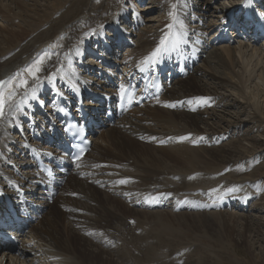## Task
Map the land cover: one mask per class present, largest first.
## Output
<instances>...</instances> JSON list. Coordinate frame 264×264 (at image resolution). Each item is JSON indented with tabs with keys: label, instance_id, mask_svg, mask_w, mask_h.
<instances>
[{
	"label": "bare ground",
	"instance_id": "obj_1",
	"mask_svg": "<svg viewBox=\"0 0 264 264\" xmlns=\"http://www.w3.org/2000/svg\"><path fill=\"white\" fill-rule=\"evenodd\" d=\"M89 1L81 8L79 6L75 8L74 3L77 4V0L75 2L74 0H68L66 8L69 7V9L66 15L64 14L60 18L52 20L47 18L43 21L38 20L34 26L27 24L26 28L15 29V31L7 28L13 23L14 18L0 14V18L4 19L8 24L7 26H0V33H5L3 36L0 34V37H2L0 39V80L7 82L3 87H0V92L7 94L15 90L17 93L12 107L9 108L6 105V114L0 119V168L5 169L6 172L13 173L12 169H7L5 166V160L8 161L10 156V154H7V151H10L7 143L11 138L8 133L14 132L12 130L13 127L17 128L18 126L22 129L24 125V121L19 122L16 118L19 109L29 108L26 116L28 117L29 125H33L34 113L40 112L35 105L42 104L44 107L43 100L47 95L41 96V94L46 93L50 88V79L57 77L60 67L48 77L47 81L38 82L29 94L25 95L23 91L36 80L52 71L60 60V65L64 64V68L66 67V59L65 57L61 58V52L66 54L67 51H70L71 55L78 54V50L73 49L75 42H69L58 48L64 36L60 38L57 34L59 32H64L65 35L69 33L79 23L82 15L95 7V4L92 3L93 0ZM187 1L176 0L175 8H173L172 0H151L150 4H153V7L146 5L144 8H139V11L148 12V14L143 18L144 22L140 24L136 39L130 40L133 42L130 55L122 57L123 64L120 65L123 71L126 69L127 74L131 71L138 73L141 70H145L152 61L160 65L178 62L180 67H184V62L192 59V56L198 58L196 51L201 50L204 52L205 47L197 43V38L199 39L198 35L202 36V34H205V39L213 40L211 36L208 37L203 31L215 27L214 18L216 15L205 13L202 7L205 0H189L191 6H188ZM238 1L220 0L218 1L220 4L216 3L217 5H215L217 11H222L219 16L221 24L219 26L225 23L224 31L227 28L236 30V38L230 36L216 37L215 39L224 37L228 43L220 45V47H214L209 52H204L206 57L201 58L200 64L195 63L192 69L188 68L187 73L185 69H177L173 79L164 84L159 94L152 95L150 93L148 98L137 101L135 106L128 109L123 108L121 111H116L113 107L116 101V98L113 97L115 93L107 96L108 101H110L109 106L112 104L111 113L116 119H114L111 129L107 126L102 133L97 134L93 138V147L90 149V152L92 150L93 152L91 155L84 157V164L89 165L84 167L87 177L78 179L75 176H70L56 198V205L61 206L62 210L55 207L53 209L55 214H53L51 212L52 207L47 205L43 220H39L35 225L32 224L29 231L30 237L17 245L14 250L18 254L11 253V255H6L4 258H2L4 254H0V264H117L116 262L113 263V256L100 243L113 238L121 239V243L125 245L117 250L116 254L114 253L121 264H182L185 261L189 262L192 254L201 250V247L195 246L192 250L188 247L181 251L184 249L182 246H186L183 241L188 237L187 231L182 227L187 225L194 229L199 226L209 229L217 219L214 216L220 215L221 217L225 210L207 212L205 208H199L197 205V198L198 196H204L203 190L205 187L222 184L219 182L221 179L217 172L218 170L226 168L229 176L234 178L233 181L230 179L229 184L223 185L226 186L224 189H227L232 183H240V180L246 179V181H249L247 182L249 189H257L259 193L263 191V187L259 186L256 178L264 176V174L259 173L264 167V159L259 166L250 170L249 176H240L244 170H239V166L245 158H249L247 155H261L258 149L262 148L264 150V141L261 142L260 136L249 134L252 131L258 132L263 125L260 122L261 119H259L262 116L255 110L251 111V105L254 106L251 100L255 98L256 94L248 95V87L246 85L247 81L253 80L254 82L255 80L254 85L264 90V30L262 26L260 27V32L256 30L248 21L243 19L241 12L240 14H233L232 17L226 12V10L232 11ZM252 1H255L253 7L256 9L257 4L261 0ZM119 4H115L114 8L117 9ZM195 4L199 9H197ZM157 7H161V10L165 9V12L154 16L151 12ZM190 9H193L191 12L194 14L189 13ZM125 10L118 11L111 18H105L96 24L93 29L86 32L83 31L82 38L78 43L80 49L93 51L95 45L91 46L90 44L99 43L97 49L99 51L104 47L105 43L108 46L107 48L112 50L113 44H117V37L114 33L121 37L124 33L119 25L121 20H123V27L127 28V26H124L127 24L124 21L126 18ZM254 11H256L258 16H256L257 14H252V24L257 20L256 17L264 24V13L262 10L256 9ZM170 13L171 15L167 19L165 16ZM227 14L228 16H226ZM153 16L158 20L155 25L152 22L155 21ZM193 16H197L201 20L199 21L200 24L189 26L187 19ZM105 24H109L111 26L110 29L115 31H110L106 29L107 27L101 28ZM186 28L190 33L187 32ZM240 29H244V33ZM93 39L94 41H92ZM161 40L165 41L163 45L160 43ZM53 44L56 51H53ZM191 44L196 50H191L192 54L189 52ZM157 48H160L161 51L157 56L149 60V54H152ZM52 51L54 53L51 55L57 56L56 63L52 67L49 65L44 66L43 71L37 74L38 79H29L26 88L20 89L14 86L18 82L17 78L21 76V73L27 74L25 69L29 65L37 61L42 54L48 53L50 55L49 52ZM106 53L108 52L104 49L103 54L105 55ZM131 57H133L132 60ZM146 60L148 62L145 64ZM106 65L107 67L110 66V69H107ZM106 65L107 71H102V73L105 72V75L102 74L101 78L107 83L110 82L108 79L111 80V83H114L115 76L113 74L116 72L112 73V71L115 70V65L112 66L114 67L113 69H111L108 61ZM235 67H238L239 71H235ZM15 70H17L16 75L9 76ZM181 71L183 73H180ZM60 73L63 74L64 69ZM13 77H16V79L13 80ZM58 81L66 92L69 87L78 88L72 79L69 80L64 75ZM82 86L87 88L84 84ZM240 87H243V89ZM222 100H226L228 103L223 104ZM103 104H106V102L103 101ZM170 104L175 106L169 107L168 105ZM214 104L215 106H213ZM216 107L219 109L215 110ZM255 107L258 106L255 105ZM176 110L183 111L176 112ZM201 110L206 111L200 112ZM85 112H88L87 109H85ZM242 113L246 114L245 117H241ZM203 114L206 115L205 118L202 117ZM100 118L104 120L103 117ZM102 120L98 123L99 126L103 123ZM149 121L153 122L154 126L150 125ZM199 123L204 126L199 125ZM39 125H37V128L30 129L32 135H35L37 140H39V143L33 142L35 145L31 143V146H34L38 153L44 156L43 150H40V148L47 149L46 143H48L51 145L48 150L51 154H54L57 142H52L49 137L45 144L39 147L42 135L45 136V133L49 134V136L51 135L47 130L41 129ZM57 126L58 123L53 121L52 130L57 129ZM118 126H121V128H118ZM244 126H247L248 131L241 134L245 136L243 139L251 145L250 147H245L242 141L236 138L226 142V144H219L225 138L224 134H228L227 137H230L236 127L240 130L239 128L244 129ZM250 127L252 131H250ZM155 129H157V132H155ZM238 130L236 129L237 132ZM58 133H55L57 139L54 136L53 138L62 140L59 139L60 135ZM14 136H17V134L15 133ZM181 137H185V139H180ZM25 140L27 142V139ZM162 140L172 143L170 150H168L170 147L165 148L157 145ZM146 144H151L153 147ZM133 145L140 147V153L147 154L150 158V166L145 165L144 162L136 157H120L118 154L112 153L116 151L124 155L122 149ZM26 147L27 143L21 144L20 151L18 150L19 153L25 156L23 161L13 160L11 156L10 162L12 165L21 163V168L26 169L28 165L27 170L30 171L27 174L15 176V178L26 188L31 189L34 185L30 182L37 179V177L36 169L32 166L31 153H27ZM155 152H159V155H155ZM99 164H104L105 166L96 168ZM166 164L170 165L166 166ZM116 165L120 166L121 169L116 167ZM92 166H95V169L93 168L92 170ZM156 166H159V169ZM164 169L165 172H163ZM172 171L174 173H171ZM193 171L197 174H194ZM205 171L210 172L207 173ZM239 176L240 178H238ZM166 177L173 178L175 182L166 180ZM127 178L129 182L126 185H122L121 181L126 182ZM89 179L106 187L102 189L104 197L101 200L96 197L97 190L87 183ZM232 186L234 185L232 184ZM3 187L5 186L3 185ZM91 187L92 192L89 196L88 191H91ZM217 188L215 189V194L219 191L220 194L227 192ZM110 189L121 196L124 195V199L125 194L128 193L130 195L128 204L134 203L133 205L139 208H127V204L117 199L118 197ZM40 191L41 189H35L31 194L32 197H35ZM108 191L112 194H109ZM67 193H76L78 198L72 199L63 196V194ZM247 193L249 194L250 192L246 191L239 197L241 203L238 204L243 207L245 206L244 203L250 201L251 207L249 209L257 208L264 211V193L260 197L261 201H257V199L253 201V197H250ZM181 194L189 195L185 199L186 201L181 200L183 199ZM108 196L114 198H109ZM150 196L156 200L152 201L159 207L172 208L174 206L178 211L171 213L167 210H163L164 212L151 211L152 209L149 206ZM80 197L95 203L94 210L91 211L90 216L83 218L82 214L63 211V209H79L83 212L85 208L81 206L80 200L78 201ZM216 200L217 202L211 204V206L219 207L220 205H225V203L221 202L225 200L224 197L221 198V201L220 199ZM200 202H202L201 199ZM109 204L115 209L116 206L122 209L123 213H118L122 216L116 218L115 213L107 207ZM97 205L100 210H97ZM242 209L239 208L238 210ZM149 213H152L153 216L147 217ZM231 213L233 214V212ZM235 214H237L242 227V239L239 238L241 242L245 244L247 233H254L256 238L261 236L259 227L260 225L264 227V217L242 212L238 214L237 211L236 213L234 212V216ZM48 215H51V218H48ZM141 216L146 217L142 218ZM225 220L222 219L223 222ZM128 221L129 224L127 223ZM10 227L7 226L6 228L8 233L10 232ZM135 229L137 233H135ZM12 234L16 236L18 233L13 232ZM127 235H129V240L124 241ZM141 238H144L145 244L137 246V240ZM91 239L98 240V242H93ZM77 240L88 241V249L83 248L82 252L79 253ZM222 251L225 250L223 249ZM166 252L167 256H165ZM103 253L109 259H106V256L102 257ZM224 259L227 260V257ZM243 261L245 263L252 262L251 259L250 261L243 259Z\"/></svg>",
	"mask_w": 264,
	"mask_h": 264
},
{
	"label": "rangeland",
	"instance_id": "obj_2",
	"mask_svg": "<svg viewBox=\"0 0 264 264\" xmlns=\"http://www.w3.org/2000/svg\"><path fill=\"white\" fill-rule=\"evenodd\" d=\"M67 1L68 0H0V2H1L0 3V14L1 15H7V17L10 16V17L14 18L13 23H11V25H9L7 28L15 31V29L16 30H20V29L26 28L27 24L30 25V26H34L37 23L38 20H42L43 21L45 18H47L48 20H52L54 18H60L64 14L66 15V13H67V11L69 9V7L66 8ZM75 1L76 0H74V2ZM88 1L89 0H83V1L82 0H77V4L74 3V7L76 8L77 6H79V8H81ZM175 1L176 0H172V7L173 8H175ZM199 1H203V0H199ZM218 1H220V0H218ZM218 1L217 0H208V1L205 0V1H203L204 5L202 7H203V10L205 11V13H208L210 15L211 14H213V15L215 14L216 15L215 18H214V24H215L214 26L215 27L203 31L204 33L207 34L208 37L211 36V39H213V40L209 41V40L205 39V34H202V36L198 35L199 39L197 38V43L200 46L205 47L204 48V52H209L214 47H220V45H225V43H228L227 40L224 37H222L221 39H215L218 36H220V37L221 36H227V37L230 36L232 38H236V33H237L236 30H234L232 28H227L226 31L223 30V32H222V27H217V26L221 25L219 16H220V14H222L221 10L217 11L215 9V5H217L216 3H218ZM229 1L236 2V0H229ZM150 2H151V0H141V1H139V0H93L92 3L95 4L94 5L95 7H93V9L91 11H89L88 13L83 14L82 18L79 21V23L77 25H75L69 31V33H67L65 35L64 32H59L57 34V36H59L60 38H62L64 36L61 39V42H60L58 48L61 45H65V44H67L69 42H75L74 46H73V49H77L78 50V54L71 55L70 51L69 52L67 51L66 54L61 52V54H60L61 58L65 57V59H66V67L64 68V64L60 65V61H61L60 60L59 63H57V66H55L52 71H50L49 73H47L45 76L41 77L40 79L36 80L31 86L27 87L23 91V93H25V95H27V94H29L31 92L33 87L38 82L47 81L48 77L54 71H56V69L58 67H60V68H59L58 73H57V82H58V79L63 78V75H64L65 78H67L69 80L72 79L73 82H75L77 86H82L83 84L86 85L87 88L91 92L92 91L94 92V94L106 95V98H107L108 95H111L112 93H115V89L114 88L120 85V81H119L118 85H116L117 81L119 80L118 79L119 78V74L121 72H123V70L121 68V65H120V64H123L122 63V57H124V55H130V49H132V46H133V42H131L130 40L136 39L137 33L139 32L140 24L144 22L143 18L148 14V12L139 11V8H144V6H146V5L147 6L151 5L150 7H153L154 5L150 4ZM118 3H120L118 5V8L117 9L114 8V5L118 4ZM187 3H188V6H191V3L189 2V0L187 1ZM218 4H220V3H218ZM127 5H129V6H127ZM257 5H258V6H256L257 10L259 9L260 11L261 10L264 11V7H263L264 6V0H261L260 3L257 4ZM125 6H127V7H125ZM195 6L197 7L196 4H195ZM125 8H126V10H125ZM197 9H199V8L197 7ZM124 10L126 11V18L124 19V21H126V23H127L124 26H127V28L123 27V24H122L123 20H121V21L119 20L120 21L119 25L121 26L122 31L124 33H123L122 37L117 35L116 33H114L116 35V37H117L116 38L117 44H113L112 50L107 48L108 46L106 47L105 43H104L105 48L103 47L99 51H97L98 47L96 49H94L93 51H91V50L87 51V50L80 49L78 43H79V41L82 38V34H83L82 32L83 31L86 32L87 30L93 29L96 24H98L99 22H101L105 18H111L118 11L121 12V11H124ZM186 11H187V9H186ZM191 11H193V9H190L189 13H192ZM164 12H165V9L161 10V7L160 8L157 7V8L153 9L151 14H153L155 16V14L157 15V14L164 13ZM226 12L228 14H230L231 11L226 10ZM192 14H194V13H192ZM228 14L226 16H228ZM154 16H153V18H154ZM169 16H170V14L166 15L165 17L168 19ZM241 16H242V14H241ZM248 16L252 19V14L251 13H249ZM205 20H206V18H205ZM257 20H259V22L256 24L255 28H256V30H259V32H260V30H261L260 27L261 26H262V29L264 30V24H262L263 22H261L259 18H257ZM195 21H197V22H195ZM199 21H201V20H199L197 18V16H193L192 18L187 19V22H189V26L193 25V24H197V23L200 24ZM130 22H132L131 26H130ZM152 22L154 23V25L157 24V22H158L157 18L155 19V21H152ZM7 25L8 24L6 23V21L4 19L0 18V26H7ZM105 27H107L106 29H108L110 31H112V30L115 31L114 29H112V30L110 29L111 26L109 24H105L101 28H105ZM186 30H187L188 33H190L187 28H186ZM240 30H241L242 33H244V29H240ZM220 31H221V33H220ZM0 34H2V36H3V34H5V33L2 32ZM0 39H2V37H0ZM150 39H151V37H150ZM92 41H94V39ZM90 45L93 46L95 44L91 43ZM192 45L193 44H191V46ZM52 47H54V44L52 45ZM104 49L108 52L105 55L103 54V50ZM53 51H56L55 47H54ZM53 51L49 52L50 55H48L44 59V62L41 64V71L39 73H41L43 71L44 66L49 65L50 67H52L56 63L57 56L54 57V55H51V54L54 53ZM194 51H196L195 48H194ZM199 51H200V54H199ZM96 52L99 55L102 54L101 56L103 58H101V60H94V57H93L92 54L96 53ZM196 52H197V57H198V61L196 63L200 64L201 63V58H205L206 55L201 50H198ZM150 56H151V54H149V57ZM132 59H133V57H131V60ZM199 59H200V61H199ZM107 61L110 63L111 69L114 68V67H112L114 65H115V68L117 66H118L117 68H119V69H116V70L112 71V73L116 72L115 74H113L115 76L114 83H111V81L109 83H107V82L103 81L102 78H101L102 71L106 72L107 71L106 68L110 69V66L107 67V65H106ZM190 61H192V59L186 60L184 62V67ZM147 62L148 61L146 60L145 64ZM104 64L106 65V68H105ZM63 69H64V73L62 74V73H60V71L63 70ZM185 70H186V73H187L188 72V68L185 69ZM15 71L13 73H10L9 76H11L13 74L16 75L17 70H15ZM94 71H95V73H94ZM235 71H239V68L235 67ZM39 73H37V74H39ZM126 77H127V75H126ZM17 79H18V81L20 79H27V80L30 79V80H32L33 77L31 75H29L28 73L26 75L21 73V76L19 78H17ZM17 83L18 82H16L14 84L15 87H16ZM254 83H255V80H254V82H253V80H249V81L246 82V85L248 87L247 93L250 96L252 94H254V95L256 94L257 95V96L253 95L255 97L254 98L255 100L254 99L251 100L253 105H254V106H252L250 104L251 108H252L251 111L255 110V111L258 112V114L260 116H262L259 119H261L260 122L262 123L263 126L261 127V129H259L258 132H253L252 128L250 127L251 128L250 131H252V132H250L249 134L250 135H256L257 137L260 136L259 138H260V140L262 142V141H264V98H263L264 97V93H263L264 90H262L261 87H257L256 85H254ZM47 84H49V83H47ZM240 88L243 89V87H240ZM157 97H160V96H157ZM243 100H245V99L243 98ZM222 103L223 104H227L228 102L226 100H222ZM46 104H47V101H44V105H46ZM255 105H257L258 107H255ZM35 106L38 107L40 112H38L36 114L34 113L35 118H34L33 125H29L28 117L26 116V114L29 112V108L28 107H24L22 109H19L18 115H16V118H17V120L19 122L20 121H24V123H23L24 125L22 126V129L17 126V128H19V131L13 130L14 132L8 133L11 138L8 140L7 146L9 147L11 152L9 150L7 151V154H10V156L8 157L7 164L5 162V166H6L7 169H12V166H10L11 165V162H10L11 161V156H12L13 160H17L18 162L23 161L25 159V156H23L22 153H19L20 148H21V144L23 145V144L27 143V144L32 145L33 142H38L39 143V140H37V137L35 135H32L30 129L37 128V125L40 124L39 127L41 129H45L51 134V132H53L52 131V127H51L52 126V122L54 121V122L58 123L59 119H58L57 115L53 114L49 104L46 105L45 108L43 107L42 104H40V105L38 104V105H35ZM213 106H215V104ZM226 106H228V105H226ZM113 107L115 108V104H113ZM212 107H210V108H212ZM217 108L218 107H216L215 110ZM182 111L183 110H176V112H182ZM202 111H206V110H201L200 112H202ZM245 115L246 114L242 113L241 117H245ZM101 117H103V115ZM202 117L205 118L206 115L203 114ZM102 121H103V123L101 124V126H104L105 125V119L102 120ZM149 122H150V125L154 126L153 122H151V121H149ZM245 124H247V123L245 122ZM199 125L204 126L201 123H199ZM58 126H59V123H58ZM107 126L109 127V129L112 128V125H110V126L109 125H105V128ZM247 126L246 127L244 126V129L243 128H239L240 130H238V128L236 127L238 132L235 129V131L230 135V137H227L228 134H224L225 138L222 141H220L219 144H221V143L226 144V142H230L232 139L236 138V139H240L242 141V144L245 147H250L251 145L247 141H245L243 139L245 136H243L241 134V133H246V131H248L247 130ZM118 128H121V126H118ZM104 129L100 130L98 135L100 133H102ZM155 132H157V129H155ZM13 133L14 134L16 133L17 136H14ZM25 139H27V142H26ZM47 140L48 139L44 135H42V140H40L41 143H40L39 147H42V145H44ZM167 143L169 144V146H168ZM33 145H35V144H33ZM146 145H150V146L153 147V145H151V144H146ZM157 145L158 146L160 145V146L165 147V148H167V147L169 148L170 147L168 149V150H170L171 149L170 145H172V143H170V141L167 142L166 140H162V141L158 142ZM40 150H42V148H40ZM258 150L260 151L261 155L258 154L259 156L258 155H255V156L247 155V156L248 157L250 156V158H255V160H257L256 158H260L258 160H261L260 163H259V164H261L263 162V159H264L263 158L264 157V150H262V148H259ZM122 151H123L124 155L119 154L116 151H113L112 153H116L120 157H123V156L136 157L140 161L144 162L145 165L150 166V162H149L150 158L147 156V154L144 153L145 154L144 155L143 153H140V147L139 146H134L133 145L131 147H125L124 149H122ZM154 154L155 155L156 154L159 155V152H155ZM88 155H91V153L90 154L87 153V155L85 157H87ZM249 161L250 160L248 158L247 159L245 158L243 163L239 166V170H244L242 165L249 164ZM14 165L17 166V167L12 169L13 173L6 172L5 169L0 168V175L1 174L3 176H7V175L11 176L12 175V177L14 179H16L15 176L18 175L17 172H19V173L22 172V175H24V173L27 174V172L30 171V170H27L28 169V165H27V169L26 168H21V163L19 165L18 164H14ZM168 165H170V164H166V166H168ZM257 166H259V165H257ZM156 168L159 169V166H156ZM223 169H225L227 171L226 168H222V169L217 171L219 173V176H220V179H221L219 182H221L224 185H227V184L230 183V181H231L230 179H232V181H233L234 178H231L229 176L228 171H227V175L229 176V178H228L227 175H225L226 178L224 176H222L224 174ZM246 171L248 172V170L246 169L245 171H243V173L246 172ZM263 171H264V167L260 170L259 173L264 174ZM163 172H165V169L163 170ZM205 172L209 173L210 171H205ZM171 173H174V172L172 171ZM193 173L197 174L195 171H193ZM30 175H32V174H30ZM244 176H249V175L245 174ZM257 178H260V182L262 184H264L263 183L264 176H260V177H257ZM165 179L169 180L171 182H175L173 180V178H170V177L169 178L166 177ZM170 184L173 185L172 183H170ZM92 187L90 188L91 191H88L89 196L91 195ZM93 188L95 190H97V192H98V193H96L97 199L101 200L102 197H104V195H103L104 192L102 191V193H101L98 187H93ZM37 189H39V188H37ZM217 189H219V188H217ZM242 189H246V188H242ZM251 194L256 195L257 201H261V198L259 197L260 195H258L257 192L252 191ZM181 195L183 196L182 197L183 199H181L183 201L186 198L189 197V195L185 196L187 194H181ZM108 197L109 198H114V197H110V196H108ZM117 199H119V198H117ZM197 199H199V198H197ZM79 200H80L81 206L82 207L84 206V208H85V210L82 212V215L84 216L83 218H85L86 216H90L91 211L94 210L93 207H95V203L93 201L89 202V199H86L84 197L83 198L80 197L78 199V201ZM84 200H85V202H83ZM263 201H264V199H263ZM91 202H93V203H91ZM125 204H127V203H125ZM133 204L134 203H132L131 205L127 204V208H129V209L132 208V207H133V209H138L139 208L138 206H136V205L134 206ZM247 205L250 206V201H249V203ZM48 207H50V205H48ZM107 207L110 208L115 213L116 218L122 216V215L118 214V213H123V210L120 209L119 207L116 206V209H115L114 207L111 206V204H109ZM96 208H98L97 210H100L98 205H97ZM53 209H55V207L51 208V210H52L51 212L52 213H53ZM238 209H234V208H229V209L225 208V210L223 209L224 210V212L222 213L223 215L221 217H220V215L214 216V217H217V219L213 223V226H210L209 229H205V228L200 227V226L197 227L196 229H194L193 227H189L187 225L182 227L184 230L187 231L188 237L185 238V241H183V243L186 246H182V247H184V249H182L181 251H184L188 247L191 250L195 246L201 247V250L198 253L192 254V251H191V254H192L191 260L189 262L185 261L186 264H264V227L261 226V225L259 227V229H261V236L259 238L258 237L256 238L254 233H247V237L248 238L247 237L245 238L246 242L244 244V242H241V239H242V236H241V233H242L241 223L238 220L239 218H238L237 214H235V216H234V212L236 213V211H237L238 214H240L242 212V213L254 214V215H259V216L261 215V217H264V211H262L261 209H257V208L256 209H247L246 208V209H242V210H238ZM157 210L161 211V212H164L166 210L170 211V213L172 212L170 210V207L169 208L168 207L155 208V209H152L151 211H157ZM209 211H211V210H209ZM231 212H233V214ZM70 213H72V212H70ZM53 214H55V213H53ZM151 216H153L152 213H149L147 215V217H151ZM233 216H234V218H233ZM141 217L144 218L146 216H141ZM48 218H51V215H48ZM222 219H224V220L226 219V220L223 222ZM41 220H43V216H42ZM182 228H179V229H182ZM49 229H51V228L49 227ZM134 231H135V233H137L136 229ZM130 232H131V229H130ZM239 238H241V239H239ZM127 240H129V235L126 236V240H124V241H127ZM238 240H239V242H238ZM137 241H138L137 246H141V245L145 244L144 238L138 239ZM77 243H78L77 248L79 249V253L82 252L83 248H87V246H88L87 245L88 241L77 240ZM120 243H121L120 239L118 238V246L120 245ZM220 244H221V247H220ZM191 245H192V247H191ZM236 245H237V247H236ZM92 247L96 248L94 246H92ZM216 247H218V249H216ZM222 247H223V249L225 251H222L223 249L221 250ZM100 249L102 250V248H100ZM107 251H109V250H107ZM110 253H111V255L113 256V259H114L113 263L116 262L117 264H121L120 261L117 259V256L114 253H112V252H110ZM105 256L107 257L106 259H109V257L106 254L103 253L102 257H105ZM165 256H167V252L165 253ZM225 257H227V260L224 259ZM228 258H229V260H228ZM103 259L105 260V258H103ZM243 259H245L246 261H250V259H251L252 262L245 263L243 261Z\"/></svg>",
	"mask_w": 264,
	"mask_h": 264
},
{
	"label": "snow or ice",
	"instance_id": "obj_3",
	"mask_svg": "<svg viewBox=\"0 0 264 264\" xmlns=\"http://www.w3.org/2000/svg\"><path fill=\"white\" fill-rule=\"evenodd\" d=\"M171 15V13H170ZM161 45H163L165 43L164 40H161ZM161 51L160 48H157L149 57V60H151L152 58H154L155 56H157V54ZM49 54L48 53H44L42 54V56L40 58L37 59V61H35L32 65H29V67L27 69H25V72L28 73L29 75H31L33 77V79H38L37 73H39L41 71V64L44 62V58L47 57ZM19 75V74H18ZM13 80L16 79V77L12 78ZM7 82L0 80V87H3ZM28 85V80L27 79H20L18 81V83L16 84V88H26ZM16 91L12 90L10 92H8L7 94L0 92V119H2L5 116V107L6 105L11 108L14 102V97L16 95ZM201 99H205V98H201ZM169 107H174L175 105H168ZM180 139H185V137H181ZM121 183H124V181H121Z\"/></svg>",
	"mask_w": 264,
	"mask_h": 264
}]
</instances>
